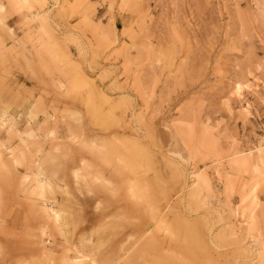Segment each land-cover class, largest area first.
<instances>
[{"label":"rangeland","instance_id":"1","mask_svg":"<svg viewBox=\"0 0 264 264\" xmlns=\"http://www.w3.org/2000/svg\"><path fill=\"white\" fill-rule=\"evenodd\" d=\"M0 264H264V0H0Z\"/></svg>","mask_w":264,"mask_h":264}]
</instances>
